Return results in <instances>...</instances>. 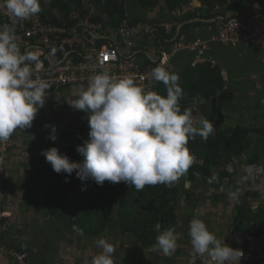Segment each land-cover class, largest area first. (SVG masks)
Returning <instances> with one entry per match:
<instances>
[{
	"label": "crops",
	"instance_id": "obj_1",
	"mask_svg": "<svg viewBox=\"0 0 264 264\" xmlns=\"http://www.w3.org/2000/svg\"><path fill=\"white\" fill-rule=\"evenodd\" d=\"M9 1L23 12L46 11L54 18L62 14L47 4L49 0ZM124 1L131 21L169 24L172 27L165 28L167 33L177 25L165 0L153 10H145L135 0ZM200 6L198 0H192L193 9ZM86 8L87 12L93 8L96 16H106L109 24L112 21L113 10L105 0ZM250 15L240 12L236 19L246 21ZM222 23L211 22L181 36L187 41L214 38ZM157 27L136 40L134 52L138 60L143 53L155 61L159 52L168 47L169 42L161 45L153 35ZM8 33L7 25L0 22V40ZM15 45L18 57L19 49L21 56L27 54L24 44ZM196 58V53L183 50L173 54L166 68L167 80L173 83L189 65L210 62L219 69L224 88L207 101L190 103L197 107V113L187 119L186 126L199 130L214 124L218 131H248V148L226 166L225 177L208 183L196 175L178 186L173 203L177 218L155 227L159 235L154 245L144 246L138 238L120 230L117 202L111 221L98 235L74 229L68 193L63 192L58 198L57 212L52 213L46 204L49 189L64 174L51 163L52 153L74 145L81 128L93 119L98 120L116 147L129 151L141 166L149 161L166 167L168 157L152 153V147L163 139L153 134L145 139V126L129 122L120 88L75 86L45 92L23 91L26 109L15 115L10 134L16 143L4 156L2 206L11 217L3 235L5 249L0 250V264H19L12 252L25 253L24 264H201L199 256L209 254L233 260L234 253L244 248L247 235L237 228L239 210L247 208L251 214L259 211L264 221V45L233 47L212 41L203 55L205 60ZM2 99L0 90V106ZM175 115L165 116L164 124L168 125Z\"/></svg>",
	"mask_w": 264,
	"mask_h": 264
},
{
	"label": "trees",
	"instance_id": "obj_2",
	"mask_svg": "<svg viewBox=\"0 0 264 264\" xmlns=\"http://www.w3.org/2000/svg\"><path fill=\"white\" fill-rule=\"evenodd\" d=\"M92 1L97 3L99 0ZM135 1L145 10H153L161 0ZM198 1L201 3L199 8H190L178 17L177 13L183 7H191L192 0H165L170 14L177 19V25L169 33L164 27L156 28L153 35L161 45L166 42L170 45L176 37L175 41H178L182 34L188 35L191 29L207 26L211 22L221 21L224 24L236 19L237 13L252 14L248 0ZM105 2L113 10L112 28H118L124 20L136 23L128 17L124 0ZM82 3L83 0H71L70 3L54 0L53 6L65 12L72 4L83 7ZM18 12H21L20 9ZM41 17L47 18L44 14ZM95 20H99L98 17ZM140 57L144 66L153 64L145 54ZM223 88L219 69L205 62L187 66L173 83L156 82L149 95L138 96V101L148 108L153 117L154 124L148 129L154 136L163 139L152 147V153L168 157L166 167L149 161L141 166L129 151L116 147L97 119L87 123L81 128L74 145L55 150L49 158L57 168L64 170V174L57 177L48 191V208L52 213L57 212L58 198L63 192L68 193L72 227L98 235L111 221L117 202L120 230L132 234L144 246L154 245L159 235L155 227L174 222L177 218L173 203L178 186L193 180L196 175L208 183L225 177L226 166L248 148L246 130L218 131L214 124L199 130L186 126L187 119L197 113V107H192L190 103L207 101ZM169 114L176 115L165 125V116ZM192 198L189 194L191 206ZM236 224L247 234L259 236L264 232V221L259 211L251 214L247 208L240 209ZM244 225L249 229H245Z\"/></svg>",
	"mask_w": 264,
	"mask_h": 264
},
{
	"label": "built area",
	"instance_id": "obj_3",
	"mask_svg": "<svg viewBox=\"0 0 264 264\" xmlns=\"http://www.w3.org/2000/svg\"><path fill=\"white\" fill-rule=\"evenodd\" d=\"M53 2L49 0L47 4L53 6ZM91 2L83 0L80 8L72 4L54 18L46 11L18 12L17 6L9 0H0V22L9 28L8 35L0 40V90L3 93L0 106V250L5 249L3 235L7 219L11 217L2 206L4 156L16 143L10 134L15 115L26 109L21 96L23 91L45 92L75 86L120 88L129 122L145 126L142 136L149 139L152 133L148 127L154 124L153 117L138 101V96L149 95L156 82L168 83L166 68L173 54L181 50L193 52L196 60L203 61L212 41L233 47L264 45V1L248 0L252 14L246 21L233 19L222 23L217 36L210 39L187 41L181 36L159 52L153 64L144 66L134 52L136 40L142 34H150L156 26L166 29L172 26L133 24L124 20L115 29L106 16L94 15L93 8L87 12L86 7H93ZM189 10L183 7L177 16ZM43 14L46 20L41 17ZM15 44H24L27 54L21 56L19 49L18 57ZM244 240V248L234 253L231 262L216 254L201 255L198 261L201 264H264V232L259 236L244 235ZM12 253L19 264H24L25 253Z\"/></svg>",
	"mask_w": 264,
	"mask_h": 264
},
{
	"label": "rangeland",
	"instance_id": "obj_4",
	"mask_svg": "<svg viewBox=\"0 0 264 264\" xmlns=\"http://www.w3.org/2000/svg\"><path fill=\"white\" fill-rule=\"evenodd\" d=\"M91 4L92 5H97L98 3H94V2H91ZM188 6H185V8H187ZM189 8H192L193 9V7H192V5H191V7H189ZM191 10V9H190Z\"/></svg>",
	"mask_w": 264,
	"mask_h": 264
}]
</instances>
